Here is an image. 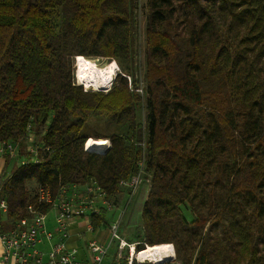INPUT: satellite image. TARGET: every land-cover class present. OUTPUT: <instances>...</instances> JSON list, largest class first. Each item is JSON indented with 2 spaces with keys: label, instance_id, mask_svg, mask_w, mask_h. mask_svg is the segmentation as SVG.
<instances>
[{
  "label": "trees",
  "instance_id": "16d2710c",
  "mask_svg": "<svg viewBox=\"0 0 264 264\" xmlns=\"http://www.w3.org/2000/svg\"><path fill=\"white\" fill-rule=\"evenodd\" d=\"M137 5L0 0V150L16 152L10 166L0 152V230L28 206L50 208L39 188L54 201L95 182L108 202L142 175L137 251L172 244L179 264H264V0H147L141 78ZM77 56L114 60L108 91L74 83ZM89 138L110 147L85 151ZM106 212L91 213L93 228Z\"/></svg>",
  "mask_w": 264,
  "mask_h": 264
},
{
  "label": "built area",
  "instance_id": "2783aa9c",
  "mask_svg": "<svg viewBox=\"0 0 264 264\" xmlns=\"http://www.w3.org/2000/svg\"><path fill=\"white\" fill-rule=\"evenodd\" d=\"M108 148L109 143L106 144L103 152ZM2 150H7L11 157L15 153V147L12 144L3 146L1 153ZM84 150L86 151L85 144ZM134 180L136 179L132 180L131 185ZM38 191L39 201H41L39 203L51 205L54 229L47 228L49 211L43 212L39 207L28 206V217L19 219L12 229L6 232L0 231V264H101L106 251L99 244L88 242L87 250L90 259L87 261L77 259L75 250L67 246L69 229L76 221L82 220L87 228L91 229V213L94 211L91 198L88 196L91 193V185L85 187V196L65 197L66 188L64 187L58 195L60 199L55 203L52 202L47 191L42 188ZM6 211V200L0 187V214H5Z\"/></svg>",
  "mask_w": 264,
  "mask_h": 264
},
{
  "label": "rangeland",
  "instance_id": "374dc122",
  "mask_svg": "<svg viewBox=\"0 0 264 264\" xmlns=\"http://www.w3.org/2000/svg\"><path fill=\"white\" fill-rule=\"evenodd\" d=\"M146 1L147 0H138V5H137V15H138L137 51L139 54L137 63H138V76L140 78H141V74L143 72V64H142V59H143L142 53L143 52H142V50H143V46H144L145 18L147 15ZM85 58L90 60L91 62H95L97 64V66H99V67H103L107 63L114 61V60L108 61L105 58H97V57H95V58L85 57ZM75 67L76 66H75V58H74L73 62H72L74 83L82 86V88L85 90V88H86L85 85L83 83L78 82L76 77H75ZM117 73H118V69L115 71L114 77H113L111 84L109 85L108 89H106V90L87 89V90L104 91V92L108 91L110 89ZM137 92H139L140 94L142 93V83H140V88L137 89ZM100 127L102 128L103 126L100 125ZM91 134H92V130H91ZM92 139H94V138H92ZM36 140H37L36 135H34L33 133L31 135H29V137L27 139V146H28L27 150H29V152L35 151V147H33L32 144H34L36 142ZM95 140H97V139H95ZM107 141H108L109 147H110V141L108 139H107ZM104 149H105V147H104ZM15 158H16L15 155H13V157L10 159L9 166L13 163V160ZM4 165H5V163H4ZM3 174L5 176H8L9 175V168H8V173H6V170H3V173L0 174V180H1V176ZM133 179H136V180H134L133 185H131ZM137 179H138V181H137ZM132 180L129 182H121V183H123V184H121V187L129 188L132 190L131 194H128L126 191H123L119 196H117V198H111L108 202L103 199L104 203L101 204L102 205L101 207H105V209L107 211L106 214L107 215L109 214L108 219L112 224L111 223L107 224L106 234L108 233V238H107L106 242H104V243H98L96 241H92V242L99 244L100 246H102L105 249L106 254H105L103 259H105L106 264H114L115 262L117 264H123L124 260H127V264H131L133 261L138 263V264H179V262L175 258V252H174L173 258L166 260L164 262H159V263H152L148 260L147 261L146 260L140 261L139 259H137L136 253L143 251L147 246H149V245L145 244L143 249L140 251H137L135 248L136 244H138L135 242V240H136L135 229L137 226H139L141 224V210H142V205H143V203L147 197V193L149 190V181L144 180L142 175L140 176V178L134 177V178H132ZM85 187L74 186V189L69 188L67 191H69V193H73V191H77L79 193V195L85 196L86 193L83 191ZM29 188L31 190H34L36 188V185L34 183H31L29 185ZM70 189H73V190H70ZM67 191H66V196L69 197L67 194ZM91 191L97 192L103 198V195L101 194V191L99 190V188L96 187L95 182L91 186ZM38 193H39V191H38ZM58 195H57V198L52 202L55 203L60 199V197ZM39 202H41V201H39V197H38V204H40ZM6 204H7V202H6ZM92 206L94 209V211H92V213L97 214L98 212H100V207H98V205H94L92 202ZM50 207H51V205H50ZM7 208H8V206H7ZM47 211H49L47 213V217L52 216V214H53L52 208L51 209L48 208ZM26 217H28V216H26ZM88 231L91 232V229L90 230L88 229ZM128 241H133V242L128 243ZM170 245L173 247L172 244H170ZM173 250H174V247H173ZM0 258H1V255H0ZM89 259H90V257L88 256V260Z\"/></svg>",
  "mask_w": 264,
  "mask_h": 264
},
{
  "label": "bare ground",
  "instance_id": "6f19581e",
  "mask_svg": "<svg viewBox=\"0 0 264 264\" xmlns=\"http://www.w3.org/2000/svg\"><path fill=\"white\" fill-rule=\"evenodd\" d=\"M75 77L78 82L83 83L87 89L106 90L108 89L118 69L114 61L103 67L97 66L95 62L78 56L75 58ZM108 143L107 139L89 138L85 143L86 151L101 153ZM174 250L170 244L147 246L143 251L136 253L140 261L148 260L152 263L164 262L173 258Z\"/></svg>",
  "mask_w": 264,
  "mask_h": 264
},
{
  "label": "crops",
  "instance_id": "0c3cea01",
  "mask_svg": "<svg viewBox=\"0 0 264 264\" xmlns=\"http://www.w3.org/2000/svg\"><path fill=\"white\" fill-rule=\"evenodd\" d=\"M4 158L0 157V174L3 173L4 170ZM69 188L66 189V191ZM74 189V188H73ZM70 189V190H73ZM85 192V188L83 190ZM67 194L69 197L73 195H79L77 191H73V193H69L67 191ZM66 196V194H65ZM91 198V202H93L94 205H98V207H101L104 202L102 196L98 194L97 192L91 191V193L88 195ZM67 197V196H66ZM3 214H0V217H2ZM109 215V214H108ZM107 215V217H109ZM48 220V226L47 228L49 230L54 229V216H49L47 218ZM111 222L109 221V224ZM112 224V223H111ZM10 230V229H9ZM1 232H6L8 230H0ZM107 232V225H100L97 228H93L91 224V232L88 231L87 226L82 220L76 221L69 229V239L67 241V246L70 249L75 250V256L77 259L82 260V261H87L88 260V250H87V244L88 242L96 241L98 243H104L107 241L108 238V233ZM101 264H106L105 259H103Z\"/></svg>",
  "mask_w": 264,
  "mask_h": 264
},
{
  "label": "clouds",
  "instance_id": "9594fccd",
  "mask_svg": "<svg viewBox=\"0 0 264 264\" xmlns=\"http://www.w3.org/2000/svg\"><path fill=\"white\" fill-rule=\"evenodd\" d=\"M85 58V57H84Z\"/></svg>",
  "mask_w": 264,
  "mask_h": 264
}]
</instances>
